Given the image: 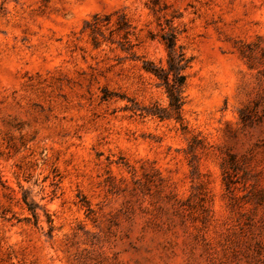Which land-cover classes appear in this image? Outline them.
<instances>
[{
  "label": "rangeland",
  "instance_id": "374dc122",
  "mask_svg": "<svg viewBox=\"0 0 264 264\" xmlns=\"http://www.w3.org/2000/svg\"><path fill=\"white\" fill-rule=\"evenodd\" d=\"M0 264H264V0H0Z\"/></svg>",
  "mask_w": 264,
  "mask_h": 264
},
{
  "label": "trees",
  "instance_id": "16d2710c",
  "mask_svg": "<svg viewBox=\"0 0 264 264\" xmlns=\"http://www.w3.org/2000/svg\"><path fill=\"white\" fill-rule=\"evenodd\" d=\"M163 40L168 51V66L167 68L156 66L152 61H145L144 67L146 70L154 73L166 89L169 98L168 107H160L155 105L151 113L161 119L175 117L178 121L182 120L183 106L185 104V85L187 81L186 68L191 62V57L186 55L183 47L177 46L176 34L170 32L163 35ZM25 202L29 209L36 213V205L28 202L25 197Z\"/></svg>",
  "mask_w": 264,
  "mask_h": 264
}]
</instances>
